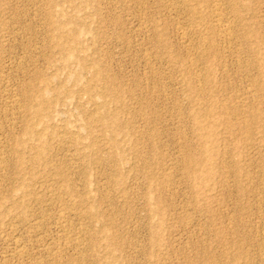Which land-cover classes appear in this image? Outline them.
<instances>
[{"label":"rangeland","instance_id":"374dc122","mask_svg":"<svg viewBox=\"0 0 264 264\" xmlns=\"http://www.w3.org/2000/svg\"><path fill=\"white\" fill-rule=\"evenodd\" d=\"M215 1L0 0V264H264V0Z\"/></svg>","mask_w":264,"mask_h":264},{"label":"bare ground","instance_id":"6f19581e","mask_svg":"<svg viewBox=\"0 0 264 264\" xmlns=\"http://www.w3.org/2000/svg\"><path fill=\"white\" fill-rule=\"evenodd\" d=\"M213 1V0H212ZM215 1V0H214ZM216 2V1H215ZM210 5H211V3H210ZM187 6V5H186ZM209 6V5H208ZM174 7V6H173ZM192 7V6H191ZM210 7V6H209ZM222 7V6H221ZM187 8H189V7H187ZM211 8V7H210ZM209 8V9H210ZM219 7H217V5L214 3L213 4V7L210 9V13H211V15L214 17V18H218V15L219 16H221L218 12V10H220V9H218ZM188 10V9H187ZM196 11V10H195ZM197 12H198V10L196 11V13L195 14H197ZM209 12V11H208ZM190 13V12H189ZM235 13V12H234ZM210 15V16H211ZM203 16V15H202ZM195 17H196V15H195ZM213 17H212V19H213ZM197 18V17H196ZM201 19V18H200ZM218 19H220V18H218ZM196 21V20H195ZM200 21H202V20H200ZM218 21V20H217ZM221 23V22H220ZM220 23H217L216 25H215V27H214V29H215V31H216V29H217V31H218V34L219 33H221V34H223V33H225V31L227 30V27L225 26V25H222V24H220ZM195 24H197L196 22H195ZM199 25V24H198ZM229 25V24H228ZM202 26V25H201ZM201 26H199V27H201ZM211 26V25H210ZM214 26V25H213ZM194 27H195V25H194ZM205 27V26H204ZM196 28V27H195ZM205 29H207V28H205ZM209 29V28H208ZM228 29H230V27L228 28ZM197 30H198V27H197ZM211 30V29H210ZM185 31V30H184ZM189 31V30H188ZM191 31V30H190ZM193 31H196L195 29L193 30ZM202 31H203V29H202ZM214 31V30H213ZM214 31V32H215ZM229 31V30H228ZM182 32V31H181ZM199 32H201V31H199ZM211 32V31H210ZM213 32V33H214ZM186 34H187V32H186ZM203 34H204V32H203ZM210 34V33H209ZM207 34H205V36H206ZM186 36L187 35H185V38H186ZM205 36H203V38L205 37ZM209 35H207L206 37H208ZM245 36V35H244ZM208 38H207V42H208ZM206 41V40H205ZM212 41H214V40H212ZM205 43V42H204ZM206 44V43H205ZM211 44V43H210ZM210 44H208L209 46H210ZM213 44V43H212ZM211 44V45H212ZM200 46V45H199ZM202 47H205L203 44L201 45ZM200 46V47H201ZM207 46V45H206ZM195 47V46H194ZM193 47V48H194ZM213 47V46H212ZM190 65H191V63H190ZM193 65V64H192ZM202 75V74H201ZM196 113H197V111H196ZM201 115V114H200ZM197 116H199V114L197 115ZM197 116H196V118H197ZM200 117V116H199ZM224 119V118H223ZM197 121H198V119H197ZM197 121H195V122H197ZM198 123H199V121H198ZM202 125V124H201ZM199 131V130H198ZM199 133V132H198ZM203 133V132H202ZM205 133H206V131H205ZM202 136H203V134H202ZM204 137V136H203ZM205 138V137H204ZM206 139V138H205ZM202 143H203V140H202ZM205 143V142H204ZM208 144H209V142H208ZM209 148V147H208ZM205 150V149H204ZM203 151V150H202ZM210 151V150H209ZM210 154V153H209ZM207 157V156H206ZM211 157V156H210ZM3 159V158H2ZM207 159V158H206ZM21 253V252H20ZM58 253V252H57Z\"/></svg>","mask_w":264,"mask_h":264}]
</instances>
